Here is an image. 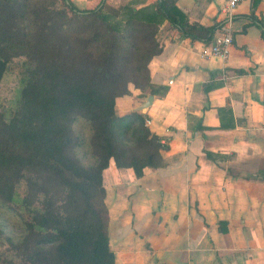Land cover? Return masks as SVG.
Wrapping results in <instances>:
<instances>
[{"label": "trees", "instance_id": "16d2710c", "mask_svg": "<svg viewBox=\"0 0 264 264\" xmlns=\"http://www.w3.org/2000/svg\"><path fill=\"white\" fill-rule=\"evenodd\" d=\"M53 2L0 0V83L11 61L24 60L15 108L7 120L0 113V202L17 204L27 216L24 236L12 244L17 264H115L102 173L112 163L140 179L145 168L162 165L166 148L146 125L147 115H118L115 102L131 90L137 98L146 89L166 94V87L149 82L164 22L180 39L204 45L219 25L189 21L176 0L137 9L102 0L92 10ZM249 19L264 42V20ZM212 88L210 81L203 93ZM218 116L221 129L234 128L229 109H218ZM79 122L90 131L87 166L74 155L81 139L73 125ZM256 176L263 179L264 169ZM219 225L225 232V223Z\"/></svg>", "mask_w": 264, "mask_h": 264}, {"label": "crops", "instance_id": "0c3cea01", "mask_svg": "<svg viewBox=\"0 0 264 264\" xmlns=\"http://www.w3.org/2000/svg\"><path fill=\"white\" fill-rule=\"evenodd\" d=\"M101 1L70 0L78 10L95 9ZM103 1L136 9L157 2ZM176 5L202 26L223 17L224 0ZM251 14L264 20V0H246L235 9L226 60L203 57L204 44L180 39L164 22L158 31L162 51L150 62L149 82L166 87V94L146 89L137 98L136 91L124 113L116 102L125 98L116 100L118 115H147L148 128L166 148L162 165L145 168L140 179L112 163L102 173L115 264H264V178L256 176L264 169V42ZM210 81L214 88L204 94ZM148 96L151 105L140 110ZM220 108L230 110L234 128H220Z\"/></svg>", "mask_w": 264, "mask_h": 264}, {"label": "rangeland", "instance_id": "374dc122", "mask_svg": "<svg viewBox=\"0 0 264 264\" xmlns=\"http://www.w3.org/2000/svg\"><path fill=\"white\" fill-rule=\"evenodd\" d=\"M33 3L39 6L54 5L53 0H32ZM59 6L58 3H55ZM24 60L22 58L14 59L8 64L7 71L0 83V113H2L5 119H9L11 112L15 108L19 91L21 89V72L23 71ZM130 95L123 98V102L117 100L116 110L117 112L126 111L132 106L131 100L136 92L135 90ZM74 132L81 139L80 144L74 150V155L79 159L80 163L87 166L90 161V131L83 125V123H77L73 125ZM23 192V186L17 189L18 196H21ZM26 214L18 209L17 204H2L0 202V260L1 264H17L18 258L12 244L17 243L24 236V221ZM115 235V234H114Z\"/></svg>", "mask_w": 264, "mask_h": 264}, {"label": "built area", "instance_id": "2783aa9c", "mask_svg": "<svg viewBox=\"0 0 264 264\" xmlns=\"http://www.w3.org/2000/svg\"><path fill=\"white\" fill-rule=\"evenodd\" d=\"M246 0H224V5L221 9L222 19L218 23L219 27L216 30L214 37L202 52V56H215L222 60H226L229 55L230 47L233 42L232 24L235 19V9L237 6ZM148 122L146 121V125Z\"/></svg>", "mask_w": 264, "mask_h": 264}, {"label": "water", "instance_id": "95a60500", "mask_svg": "<svg viewBox=\"0 0 264 264\" xmlns=\"http://www.w3.org/2000/svg\"><path fill=\"white\" fill-rule=\"evenodd\" d=\"M152 103V96H148L145 103L139 107L140 110H146Z\"/></svg>", "mask_w": 264, "mask_h": 264}]
</instances>
